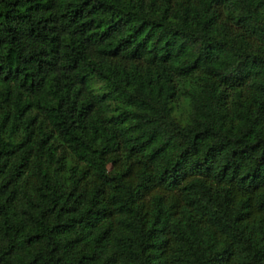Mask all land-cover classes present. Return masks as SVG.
Listing matches in <instances>:
<instances>
[{
	"label": "trees",
	"instance_id": "obj_1",
	"mask_svg": "<svg viewBox=\"0 0 264 264\" xmlns=\"http://www.w3.org/2000/svg\"><path fill=\"white\" fill-rule=\"evenodd\" d=\"M0 264H264V0H0Z\"/></svg>",
	"mask_w": 264,
	"mask_h": 264
},
{
	"label": "clouds",
	"instance_id": "obj_2",
	"mask_svg": "<svg viewBox=\"0 0 264 264\" xmlns=\"http://www.w3.org/2000/svg\"><path fill=\"white\" fill-rule=\"evenodd\" d=\"M180 125H181L182 127L186 126V123H185V121H184L183 119L180 120Z\"/></svg>",
	"mask_w": 264,
	"mask_h": 264
}]
</instances>
